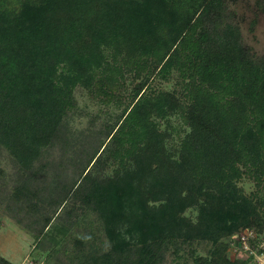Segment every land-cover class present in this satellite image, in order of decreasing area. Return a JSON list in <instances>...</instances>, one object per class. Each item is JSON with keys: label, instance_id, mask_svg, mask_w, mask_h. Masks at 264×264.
<instances>
[{"label": "trees", "instance_id": "trees-1", "mask_svg": "<svg viewBox=\"0 0 264 264\" xmlns=\"http://www.w3.org/2000/svg\"><path fill=\"white\" fill-rule=\"evenodd\" d=\"M236 2L0 0L5 210L45 264H253L229 239L264 235V54ZM78 89L120 112L55 163Z\"/></svg>", "mask_w": 264, "mask_h": 264}, {"label": "rangeland", "instance_id": "rangeland-1", "mask_svg": "<svg viewBox=\"0 0 264 264\" xmlns=\"http://www.w3.org/2000/svg\"><path fill=\"white\" fill-rule=\"evenodd\" d=\"M234 9L238 14L237 20L244 44L249 46L256 55H263L264 0H237ZM76 99L78 110L68 118L66 128L67 133L75 138L72 139V144L74 143L75 146L66 150L64 155H61L57 148L52 159L55 163L65 159L76 160L80 158L79 153L83 149V145L85 143L90 144L86 141L88 134L96 133L106 123H112L115 115L120 112L113 106H105L95 100L93 102L81 89L76 91ZM17 172L15 164L5 155L0 154V255L7 259L9 264H28V262L45 264L40 259L43 257L40 250L36 249L34 236L12 218L14 211L9 213L5 210L7 204L12 207L16 205L9 200V197L17 182ZM241 185L246 192L254 189L253 182L249 180L243 181ZM15 207L17 209V206ZM198 249L201 254H206L208 246L201 245ZM171 259V256L167 257V264H170Z\"/></svg>", "mask_w": 264, "mask_h": 264}, {"label": "built area", "instance_id": "built-area-1", "mask_svg": "<svg viewBox=\"0 0 264 264\" xmlns=\"http://www.w3.org/2000/svg\"><path fill=\"white\" fill-rule=\"evenodd\" d=\"M229 245L232 258L250 259L253 264H264V235L256 230L246 229L235 233L230 237Z\"/></svg>", "mask_w": 264, "mask_h": 264}]
</instances>
